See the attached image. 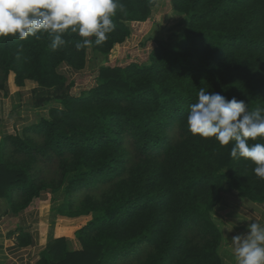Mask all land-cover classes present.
I'll use <instances>...</instances> for the list:
<instances>
[{
	"label": "trees",
	"instance_id": "trees-1",
	"mask_svg": "<svg viewBox=\"0 0 264 264\" xmlns=\"http://www.w3.org/2000/svg\"><path fill=\"white\" fill-rule=\"evenodd\" d=\"M157 2L119 0L101 45L92 37L77 50L78 33L55 51L47 34L0 39V90L12 76L17 87L33 81L35 108L50 109L2 138L0 200L18 214L51 194L58 215L89 219L75 233L80 250L55 241L37 264H225L216 208L227 194L264 205L255 165L187 126L202 88L264 110V0H172L188 27L146 64L103 65L96 87L66 90L62 66L80 72L110 55Z\"/></svg>",
	"mask_w": 264,
	"mask_h": 264
},
{
	"label": "clouds",
	"instance_id": "clouds-1",
	"mask_svg": "<svg viewBox=\"0 0 264 264\" xmlns=\"http://www.w3.org/2000/svg\"><path fill=\"white\" fill-rule=\"evenodd\" d=\"M119 0H0V39L36 40L47 34L51 48L65 46L67 33H78L77 50L108 39L115 24ZM187 126L194 136L215 139L221 146H231L233 158L251 161L256 176L264 179V110L250 111L244 100H231L202 88L197 101L190 105ZM253 141L254 143H250ZM235 264H264V224L253 222L248 234L232 238Z\"/></svg>",
	"mask_w": 264,
	"mask_h": 264
},
{
	"label": "crops",
	"instance_id": "crops-1",
	"mask_svg": "<svg viewBox=\"0 0 264 264\" xmlns=\"http://www.w3.org/2000/svg\"><path fill=\"white\" fill-rule=\"evenodd\" d=\"M136 24L144 23L137 22ZM130 41L133 43L137 41L133 31L131 37L118 46L120 47L118 55L116 53L108 55L113 60L111 63L114 60L118 62L122 58L120 51L123 48H129ZM68 69L69 72H73L70 68ZM38 90V84L33 81H27L22 87H17L13 78L5 90H0V148L5 135L21 133L24 126L38 122L41 115H44L45 109L38 110L34 106L40 94L36 95ZM30 110H35V112L31 113ZM30 114H34L32 119ZM51 200V194H44L42 197L34 199L27 209L18 214L13 213L4 200H0V264H37L48 246L60 240H65L70 250H77L80 243H78L75 233L89 219H71L58 215ZM252 204L262 210L261 216L264 220V205L253 202ZM232 208L238 214H243V210L252 217L255 216L253 217L254 222L260 220L254 215L253 210L248 211L240 208L239 205H232ZM240 235L246 234L240 231ZM227 236L223 237V243L226 244V249L222 251L225 256V264H235L233 246L231 245L232 235L228 236L230 241Z\"/></svg>",
	"mask_w": 264,
	"mask_h": 264
},
{
	"label": "rangeland",
	"instance_id": "rangeland-1",
	"mask_svg": "<svg viewBox=\"0 0 264 264\" xmlns=\"http://www.w3.org/2000/svg\"><path fill=\"white\" fill-rule=\"evenodd\" d=\"M136 23L137 22L130 23L129 27L131 29V33L133 31L137 41L135 43L130 41V49L126 47L120 51L122 58L119 59L118 62L114 60V62L111 63L113 60L110 59L109 56H107V58H105V56H101L98 59L90 60V64H88L89 66H86V68L80 72H69L70 70L66 66H62L60 68V73L65 76V81L68 85L66 90H68L72 96L80 97L84 93H87L96 87L98 84L99 70L103 65H123L121 67H125L131 64L132 61V63L146 64L149 61L150 52L156 47V43L158 41H166L173 33H180L185 30L188 27L189 18L185 14L175 11L172 0H158L153 9L151 17L146 21V23ZM117 47L115 48L116 50L112 52V54L118 53L120 47ZM108 62L109 64H107ZM52 92L55 95V90H51V93ZM54 95L51 94V96ZM49 111V107H46L44 113L49 115ZM30 112L34 113L35 110H30ZM33 117L34 114H30V118L32 119ZM249 202V200L241 199L235 194L225 195L223 201L220 205H218L214 212V218L222 231L223 237L224 235H232V238L234 236H240V231L247 234L249 225L254 222L253 217L255 216L252 217L249 215V213L243 210L242 213L244 215L238 214L237 212L233 211L234 209L232 208V205H239L240 208L246 209L248 211L253 210L257 219H260L259 222L264 224V220L261 216L263 213L262 210L259 207L253 205L252 202ZM228 239L230 241L229 237ZM78 245L79 246L77 250H80L81 246L80 244ZM224 249H226V244L222 243V255V251Z\"/></svg>",
	"mask_w": 264,
	"mask_h": 264
}]
</instances>
